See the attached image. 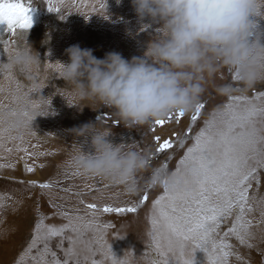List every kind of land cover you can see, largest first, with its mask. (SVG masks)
<instances>
[{"label":"rangeland","instance_id":"374dc122","mask_svg":"<svg viewBox=\"0 0 264 264\" xmlns=\"http://www.w3.org/2000/svg\"><path fill=\"white\" fill-rule=\"evenodd\" d=\"M21 2L32 7L31 28H18L15 36L9 37L8 23L2 21L0 39H12V49L32 45L42 61L32 79L15 69L7 77L0 75V115L7 117L0 120V264H54L52 253L61 264L65 260L68 264H112L114 255L120 260L128 259L129 264H165L166 260L169 264H183L175 253L163 256L154 247L153 237H159L162 229L159 225L153 227V219H159L153 202L164 195L163 179L176 171L206 121L215 119L219 124L228 104L243 106L244 101H235L234 97H246L264 107V82L245 86L233 71L222 66L206 80L197 104L204 107L199 109L196 120L192 116L197 114V105L184 111L183 117L175 115L178 111L167 113L159 118L165 120L163 125L155 124L153 119L144 125L126 127L114 110L99 104H92L93 108L84 106L91 102L71 98L63 88L66 82L58 77L60 61L69 62L66 49L74 44L93 49L98 58L111 51L127 59L142 56L160 25L151 23L150 18L142 25L132 0H51L53 11L48 8L50 0ZM0 62H7L2 45ZM224 84H231L233 91L222 92ZM41 94L49 104L43 109L44 115L34 119L37 112L28 101L38 103L43 99ZM77 103L80 106L73 105ZM23 111L32 115L30 123L26 124L19 115ZM99 121L113 128L109 139L114 143H132L146 154L148 164L136 177L135 191L101 176L86 175L74 163L77 142L84 137H77L73 129ZM256 121L257 128H264V115L257 116ZM165 139L171 140L172 147L160 152L159 145ZM84 148L90 149V138ZM43 184L50 186L41 187ZM144 195L148 196L146 201ZM249 197L252 210L246 212L245 218L251 221V235L241 242L229 232L238 215V210L233 209L211 236L217 243L227 245L220 250L229 253L226 264H264V218L257 203L264 197V168L257 170ZM105 206H136L137 211L105 212ZM69 219L76 232L65 228L63 235L52 237L46 254L43 241H37L28 251L37 223H41L43 231L48 226L60 228ZM172 243L178 248L182 242L173 238ZM68 249H74L75 256L69 258ZM192 256L195 264H210L203 249L196 248Z\"/></svg>","mask_w":264,"mask_h":264},{"label":"clouds","instance_id":"9594fccd","mask_svg":"<svg viewBox=\"0 0 264 264\" xmlns=\"http://www.w3.org/2000/svg\"><path fill=\"white\" fill-rule=\"evenodd\" d=\"M132 4L142 25L146 18L160 25L142 56L127 59L111 51L98 58L93 49L74 44L66 49L69 62L60 61L63 88L71 98L91 102L84 106H106L126 127H135L171 111L192 109L207 78L222 66L235 72L245 86L264 82V0H132ZM41 61L32 45L11 52L13 69L29 79ZM220 90L231 93L233 88L224 84ZM40 96L34 119L44 115L49 104ZM6 118L0 115V120ZM73 131L84 137L73 155L84 174L104 177L129 191L137 189L136 177L148 164L145 153L132 143H114L109 139L113 128L102 121Z\"/></svg>","mask_w":264,"mask_h":264},{"label":"snow or ice","instance_id":"6c2138e0","mask_svg":"<svg viewBox=\"0 0 264 264\" xmlns=\"http://www.w3.org/2000/svg\"><path fill=\"white\" fill-rule=\"evenodd\" d=\"M48 8L51 11L54 10L51 0ZM55 10L59 11V9ZM31 11L32 7L25 6L21 0L16 2L0 0V22L7 21L11 33L9 37L15 36L18 28L23 30L31 28ZM13 43L14 41L10 38L0 39V45L7 54V62H0V75L6 77L13 70L11 63ZM235 78L237 79L236 73ZM233 99L243 100V106L230 103L225 107L219 124L215 119L205 122V127L195 135L194 144L187 149L176 171L163 179L164 195L153 202L159 216V219H153V227L155 229L159 225L162 229L159 237H153L154 247L163 256H171L175 253L181 258L183 264H195L192 253L196 248L203 249L208 254L210 264H226L229 253L220 250L227 245L224 242L217 243L216 240L211 239V236L218 228L220 221L230 215L233 209L238 210V215L229 232L236 234L241 242L245 241L246 236L251 235L249 231L251 221L245 217L246 212L252 210L249 206L251 182L257 170L264 168V128L256 126V117L264 115V107H258L246 97ZM28 103H31L33 109L35 108V103L31 101ZM203 107V104L197 105V114L192 116V120L197 119L199 109ZM11 114L17 115L16 112ZM19 115L24 117L26 124L32 121V115L28 111H23ZM175 115L183 117L185 112L179 110ZM154 122L157 125L165 124L164 119H156ZM156 139L159 141L160 137L157 136ZM171 147V140L165 139L158 150L163 152ZM28 170L32 171L31 168ZM159 171L160 169H157V173ZM48 186L50 185H41V187ZM147 199L148 196L144 195L143 200ZM257 203L261 207V217L264 218V197ZM89 207L94 209L96 205H89ZM103 210L105 212H136L137 207L105 206ZM65 228H70L73 232L77 231L71 219L68 224L60 228L48 226L43 231L41 223H37L36 235L28 251L36 246L37 241H43V253L46 254L50 251L48 241L52 237L63 235ZM173 238L182 242L178 248L173 246ZM66 254L72 258L75 256L74 249L66 250ZM55 255L52 253L54 264H61L55 259ZM64 264H68L67 260ZM112 264H129V260H120L114 255ZM165 264L169 262L166 260ZM177 264L180 262L178 261Z\"/></svg>","mask_w":264,"mask_h":264}]
</instances>
